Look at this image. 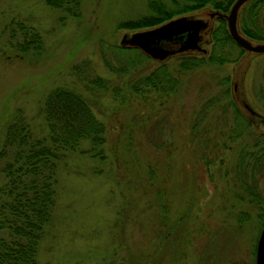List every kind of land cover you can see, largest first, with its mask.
Wrapping results in <instances>:
<instances>
[{"label": "rangeland", "instance_id": "obj_1", "mask_svg": "<svg viewBox=\"0 0 264 264\" xmlns=\"http://www.w3.org/2000/svg\"><path fill=\"white\" fill-rule=\"evenodd\" d=\"M148 13L146 0H81L76 18L42 0H0V127L20 109L40 128L38 107L54 86L87 95L70 72L82 60L119 87L118 97L109 89L89 94L106 128L103 160L67 153L37 264H254L261 225L235 180V166L240 147L248 149L264 125L242 116L249 125L235 141L227 137L233 105L237 109L233 71L244 72L245 99L264 114V54H252L244 67V53L232 48L234 61L180 74L172 93L131 94L122 85L128 78L107 72L99 52L108 55L119 45L126 30L116 28L118 22ZM10 21L38 32L39 57L17 53ZM205 48L207 56L210 43ZM156 62L144 61L139 71L146 74ZM259 184L264 194V180ZM242 212L245 220L238 221Z\"/></svg>", "mask_w": 264, "mask_h": 264}, {"label": "trees", "instance_id": "obj_2", "mask_svg": "<svg viewBox=\"0 0 264 264\" xmlns=\"http://www.w3.org/2000/svg\"><path fill=\"white\" fill-rule=\"evenodd\" d=\"M42 1L68 17L76 18L80 15L81 0ZM170 1L174 5L173 9L167 8L161 0H146L148 14L122 20L116 24V28L126 31L149 28L176 15L204 7L225 12L233 2ZM10 25L9 37L14 38L18 34L17 53L22 57L28 53L37 56L41 47L38 32L18 21H10ZM238 28L252 40H264V0H249L241 7ZM209 37L210 51L207 56L201 53L199 56L195 53L174 56L171 60L177 63L173 69L167 66L172 64L171 60L156 62L152 70L142 74L139 67L150 59L136 48L119 45L110 46L113 52L108 55L100 51L99 58L104 69L112 76L128 78L122 80V85L129 93L136 95L144 92L148 95L154 92L165 95L179 87L180 74L192 71L204 63L234 61L236 56L231 54L232 48H236L239 55L243 52L230 39L223 19H215ZM70 72L87 95L72 87L54 86L40 101V128L39 125L34 128L20 109H16L0 127V264H37L40 241L52 221L53 208L59 194V173L67 153H86L95 161L103 160L106 128L94 114V101L89 94L109 89L114 97H118L119 87L110 86L109 80L94 73L85 60L72 65ZM261 98L264 100V95ZM209 101L204 106L212 105V100ZM232 110L235 115L232 122L238 127L230 129V136L227 137L230 141L249 125L238 115L234 105ZM81 143H86L87 148L80 149ZM237 162L235 180L245 194L247 203L257 210L259 225L262 226L264 194L260 190L262 186L259 179L264 180V131L256 134L248 149L240 147ZM245 217L242 212L237 220L243 221Z\"/></svg>", "mask_w": 264, "mask_h": 264}, {"label": "water", "instance_id": "obj_3", "mask_svg": "<svg viewBox=\"0 0 264 264\" xmlns=\"http://www.w3.org/2000/svg\"><path fill=\"white\" fill-rule=\"evenodd\" d=\"M247 1L249 0H233L225 12L204 7L194 12L176 15L153 27L126 31L119 39V46L136 48L157 62H164L184 53L205 54L207 52L205 45L210 42L212 24L219 18L224 20L232 42L243 50L244 54L240 60L246 67L252 54H264V40H252L244 36L238 28V14ZM243 75L242 70L237 75L233 71L230 82L231 98L244 118L257 126L264 117L246 101L242 87ZM235 76L238 79H235ZM254 264H264V224L255 241Z\"/></svg>", "mask_w": 264, "mask_h": 264}, {"label": "flooded vegetation", "instance_id": "obj_4", "mask_svg": "<svg viewBox=\"0 0 264 264\" xmlns=\"http://www.w3.org/2000/svg\"><path fill=\"white\" fill-rule=\"evenodd\" d=\"M173 57H174V56H173ZM171 58H172V57H171ZM233 115H234V114H233ZM233 115H232V116H233ZM238 115L241 116V117L243 116L240 112L238 113ZM262 116L264 117V114H263ZM242 118H243V117H242ZM244 120H245V119H244ZM263 121H264V120H263ZM263 121H261V122H263ZM261 122H260V124H261ZM235 126L238 127V125H235V124H233V122H232V123H231V127H232V129H234ZM233 131H234V130H233ZM239 133H240V132H239ZM239 137H240V135H239L238 137L234 138L233 141H235V140L238 139Z\"/></svg>", "mask_w": 264, "mask_h": 264}]
</instances>
